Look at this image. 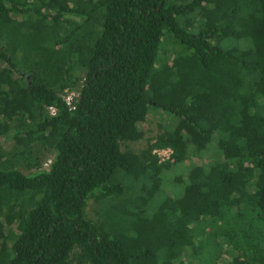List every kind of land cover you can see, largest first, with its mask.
I'll list each match as a JSON object with an SVG mask.
<instances>
[{
  "label": "trees",
  "instance_id": "16d2710c",
  "mask_svg": "<svg viewBox=\"0 0 264 264\" xmlns=\"http://www.w3.org/2000/svg\"><path fill=\"white\" fill-rule=\"evenodd\" d=\"M0 264H264V0H0Z\"/></svg>",
  "mask_w": 264,
  "mask_h": 264
},
{
  "label": "rangeland",
  "instance_id": "374dc122",
  "mask_svg": "<svg viewBox=\"0 0 264 264\" xmlns=\"http://www.w3.org/2000/svg\"><path fill=\"white\" fill-rule=\"evenodd\" d=\"M69 97H72V100H73V97H75V95L67 94V95L64 96V98L67 99V100L69 99ZM159 125H160V122L158 120H156V119L151 120L150 119L147 123H145V124H143L141 126L142 130H144V132H145V138L142 141L138 142V143H131V144H128V145L127 144L123 145V150H125V148L128 147V148L132 149L134 152L139 153L141 150H143L144 148L147 147V144H148L149 140L155 139L159 134L162 133V130H161ZM169 156H170V154L168 153V154H161L160 157H162L163 159H166ZM49 159L50 160H48L46 165H45V169H49V165L52 162L53 156H51ZM180 173H181V168L180 167H174L171 170L165 171L163 173V176L166 179L174 180L177 175H180ZM174 189L175 188H174L173 185L172 186L171 185H165L164 186V191L165 192L163 194V198H164L165 194L168 195V196H171V197L175 196ZM161 198H162V196L160 198H158L156 200V202L159 199H161ZM89 215L93 219L98 217L97 211H96V204H95V202L93 200L90 201V203H89ZM213 239L217 240V242L221 244V241L219 240L218 237L216 238V235L215 236L213 235ZM197 247L198 248H196L195 252H196V254L198 255L199 258H204L205 257V258H208L207 260H211V257H210L211 255H210V252H209V250L211 248L209 246H207V249L205 251H200L202 247H199V246H197Z\"/></svg>",
  "mask_w": 264,
  "mask_h": 264
},
{
  "label": "built area",
  "instance_id": "2783aa9c",
  "mask_svg": "<svg viewBox=\"0 0 264 264\" xmlns=\"http://www.w3.org/2000/svg\"><path fill=\"white\" fill-rule=\"evenodd\" d=\"M74 95V94H73ZM72 96V95H71ZM73 99H74V97H73ZM66 101L68 102V105L70 106V107H72V103H73V100H72V97H69V99L67 100L66 99ZM73 108V107H72ZM156 153L158 154V155H160L161 156V154H170L171 153V151L170 150H163V151H156Z\"/></svg>",
  "mask_w": 264,
  "mask_h": 264
}]
</instances>
